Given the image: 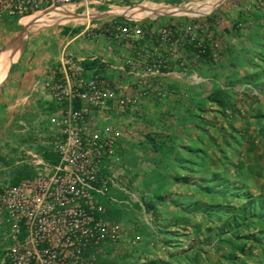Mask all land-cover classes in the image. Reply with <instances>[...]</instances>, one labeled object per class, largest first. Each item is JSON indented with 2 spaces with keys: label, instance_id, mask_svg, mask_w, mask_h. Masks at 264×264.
I'll return each instance as SVG.
<instances>
[{
  "label": "rangeland",
  "instance_id": "374dc122",
  "mask_svg": "<svg viewBox=\"0 0 264 264\" xmlns=\"http://www.w3.org/2000/svg\"><path fill=\"white\" fill-rule=\"evenodd\" d=\"M143 1L134 7L156 10L128 15L157 30L172 26L178 40L172 45L149 35L136 38L137 48L166 59L161 73L145 75V52L139 54L105 31L91 37L126 46L125 69L120 70L129 81L116 82L122 85L116 92L137 97L128 107L117 98L108 109L96 111L98 126H129L134 133L126 151L118 143L119 161L108 160L104 168L116 180L99 200L110 211L108 219L120 225V235L101 241L97 260L264 264V204L251 206L244 197L248 188L264 203V0H211L205 5L208 13H201L205 8L199 0L178 5ZM42 26L57 30L62 25L53 19ZM187 26L193 27L194 39L185 36ZM28 29L19 24L18 32L4 39L22 34L18 41L23 43ZM199 42L210 49L209 55L200 52ZM48 79L43 83L47 90ZM8 84H0V194L15 183L17 170L36 174L23 151L43 152L39 142L53 140L61 108L52 96L22 99ZM218 85L230 92L231 109L205 99ZM254 156L260 163L247 164ZM17 159L24 162L17 165ZM150 199L157 212L147 207ZM219 202L223 205L215 206ZM205 204H210L206 211ZM3 218L0 213V257L11 244ZM243 243L246 253L238 250Z\"/></svg>",
  "mask_w": 264,
  "mask_h": 264
},
{
  "label": "built area",
  "instance_id": "2783aa9c",
  "mask_svg": "<svg viewBox=\"0 0 264 264\" xmlns=\"http://www.w3.org/2000/svg\"><path fill=\"white\" fill-rule=\"evenodd\" d=\"M78 1L102 5L111 0H0V18L34 13L44 3L64 6ZM210 1L198 3L205 8ZM201 13L208 10L202 9ZM103 31L139 54L146 49L137 48L136 38L149 35L160 44L172 45L178 41L172 26L157 30L151 23H141L127 14L112 17L109 24L91 29L90 34L98 37ZM184 32L186 37L195 38L192 26ZM199 50L206 51L202 42ZM144 54L145 75L159 74L167 66L161 55ZM79 61L82 59L65 58L46 82L51 96L61 105L56 122L57 161L29 152L36 174L8 184L1 191L0 213L6 214L11 241L5 256L7 264H104L95 255L101 241L115 240L120 235V225L106 217L107 208L99 200L116 180L105 174L104 168L108 160L117 163L120 159L117 133L110 132L112 127L96 124V111L108 109L110 101L117 98L123 108L128 107L137 97H118L116 89L122 85L100 73L86 76Z\"/></svg>",
  "mask_w": 264,
  "mask_h": 264
},
{
  "label": "crops",
  "instance_id": "0c3cea01",
  "mask_svg": "<svg viewBox=\"0 0 264 264\" xmlns=\"http://www.w3.org/2000/svg\"><path fill=\"white\" fill-rule=\"evenodd\" d=\"M136 1L139 0H111L102 5L78 1L64 6H53L44 3L40 10L28 15H5L1 17L0 84L4 81L9 83L10 88L16 90L14 93L22 99L35 97L45 100L51 99L49 90L43 87V83L50 77L53 69L61 68L65 58H72L76 61L82 59L79 63L84 68V74L88 76L105 72V75L113 81L125 84L129 81V77L125 76V72L121 71L120 68L124 64L122 57L126 56V46L118 45L116 42L109 43V41L97 43L94 39H91L94 36L90 34V31L96 29V27L99 29V27L109 24V20L116 15H139V7H134ZM183 1L186 0L181 2ZM142 2L144 1L142 0ZM154 2L168 3L167 0H155ZM53 19L58 20L62 25L57 30L42 26ZM19 24L28 26L27 38L23 43L17 41L16 44L12 45L11 42L14 38L5 40L4 37L18 32ZM86 60L96 63H91L90 67L86 68L84 67V61ZM127 119L130 120L128 117ZM108 126L112 127L110 132L117 133V146L119 143L121 150L126 151L132 143L131 135L134 134L131 132V128L127 126L122 127L120 130L113 125L108 124ZM55 132V134H52L53 140L51 142L45 140L39 142L41 143L38 145L39 149L43 152L23 148L24 156L31 152L52 162L57 161L58 155L53 147L58 138L57 130ZM48 142H50V145H48ZM30 159L31 157L28 155L27 160L29 163ZM245 161H247V164H253V166L260 163L256 156ZM21 162H24V159L15 161L17 165ZM17 173V176H20L21 170H17ZM1 214L4 217L3 222H7L9 228L6 214ZM8 246L3 250L0 264H7L5 256Z\"/></svg>",
  "mask_w": 264,
  "mask_h": 264
},
{
  "label": "trees",
  "instance_id": "16d2710c",
  "mask_svg": "<svg viewBox=\"0 0 264 264\" xmlns=\"http://www.w3.org/2000/svg\"><path fill=\"white\" fill-rule=\"evenodd\" d=\"M181 1L182 0H167L168 3L175 4V5L180 4ZM209 53H210V49L208 47H206V51L204 52V55H209ZM91 63L95 64L96 62H91L90 60L84 61V67H86V68L90 67ZM205 99L207 101L214 103L215 105H218L219 107H221L222 110L231 109L233 106V103H232V100L230 97V92L227 89H225L222 85H218L215 88L211 89L210 92L207 94ZM78 104H79V100H78ZM57 159H58V157H57ZM32 175H33L32 172L29 173V172L21 171V175L17 176L15 178V182H18L24 176H32ZM227 191H225L226 192L225 194L229 193ZM244 191H245L244 197H246L248 199V203H250L251 206L255 205V207H256L258 205V203L264 204L262 199H261V197H262L261 195H254L253 193L250 192V189H248V188H245ZM233 193H236V192H233ZM263 197H264V195H263ZM146 204H147V207L149 209H152L154 212H157V206H156V203L153 199L152 200L150 199L148 202H146ZM216 205L220 207L223 204L219 202L218 204H215V206ZM209 206H210V204H205L203 209L207 210ZM106 217L107 218L111 217L110 211L108 212V209L106 210ZM246 249H247V245L245 243L238 246V250L241 253H246Z\"/></svg>",
  "mask_w": 264,
  "mask_h": 264
},
{
  "label": "bare ground",
  "instance_id": "6f19581e",
  "mask_svg": "<svg viewBox=\"0 0 264 264\" xmlns=\"http://www.w3.org/2000/svg\"><path fill=\"white\" fill-rule=\"evenodd\" d=\"M140 8H141V10H139V15L150 14V13H152V12H154L156 10V8H154L152 6H148V5L147 6L143 5V7H140ZM147 11L150 12V13H148Z\"/></svg>",
  "mask_w": 264,
  "mask_h": 264
},
{
  "label": "water",
  "instance_id": "95a60500",
  "mask_svg": "<svg viewBox=\"0 0 264 264\" xmlns=\"http://www.w3.org/2000/svg\"><path fill=\"white\" fill-rule=\"evenodd\" d=\"M22 34H20L19 36H17L16 38L13 39V41L11 42V44L13 45L14 43L16 44V42L18 41L19 37L21 36Z\"/></svg>",
  "mask_w": 264,
  "mask_h": 264
}]
</instances>
